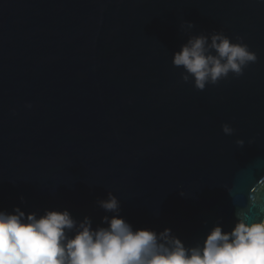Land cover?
<instances>
[{
  "label": "water",
  "instance_id": "1",
  "mask_svg": "<svg viewBox=\"0 0 264 264\" xmlns=\"http://www.w3.org/2000/svg\"><path fill=\"white\" fill-rule=\"evenodd\" d=\"M213 30L257 61L198 91L171 57ZM257 164L264 0H0V210L67 209L95 226L110 191L134 228L192 245L217 218L231 228L221 185Z\"/></svg>",
  "mask_w": 264,
  "mask_h": 264
},
{
  "label": "clouds",
  "instance_id": "2",
  "mask_svg": "<svg viewBox=\"0 0 264 264\" xmlns=\"http://www.w3.org/2000/svg\"><path fill=\"white\" fill-rule=\"evenodd\" d=\"M181 28L195 26L182 21ZM256 61L241 36L229 38L217 30L189 34L171 57L181 69L180 80L198 91L230 74L242 76ZM221 130L226 136L235 132L228 123ZM235 144L243 147L244 140ZM221 187L233 203L232 226L224 230L217 218L192 245L167 227L134 228L110 191L95 202L105 213L95 226L89 216L78 220L67 209H44L42 214L20 207L0 210V264H264V166L257 164Z\"/></svg>",
  "mask_w": 264,
  "mask_h": 264
}]
</instances>
